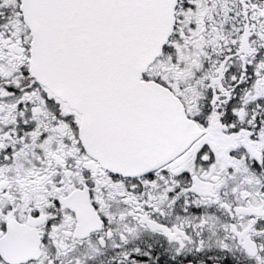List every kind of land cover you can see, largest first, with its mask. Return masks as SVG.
I'll use <instances>...</instances> for the list:
<instances>
[{
    "label": "snow or ice",
    "instance_id": "obj_1",
    "mask_svg": "<svg viewBox=\"0 0 264 264\" xmlns=\"http://www.w3.org/2000/svg\"><path fill=\"white\" fill-rule=\"evenodd\" d=\"M0 264H264V0H0Z\"/></svg>",
    "mask_w": 264,
    "mask_h": 264
}]
</instances>
